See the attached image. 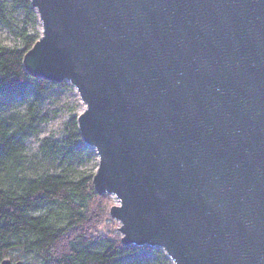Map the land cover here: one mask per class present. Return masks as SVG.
<instances>
[{"label":"water","instance_id":"water-1","mask_svg":"<svg viewBox=\"0 0 264 264\" xmlns=\"http://www.w3.org/2000/svg\"><path fill=\"white\" fill-rule=\"evenodd\" d=\"M26 74L71 86L123 246L264 264V0H30ZM1 264H23L5 259Z\"/></svg>","mask_w":264,"mask_h":264},{"label":"trees","instance_id":"trees-1","mask_svg":"<svg viewBox=\"0 0 264 264\" xmlns=\"http://www.w3.org/2000/svg\"><path fill=\"white\" fill-rule=\"evenodd\" d=\"M16 14L26 20L20 28L13 24ZM0 25L19 41L15 48L0 43V264H171L160 250L123 246L100 232L110 219L109 197L94 192V173L73 172V160L86 148L77 116L63 139H43L38 156L28 155L27 140L49 120L37 114L39 104L58 85L22 67L40 37L30 0H0ZM19 102L26 103L22 114L15 110Z\"/></svg>","mask_w":264,"mask_h":264},{"label":"rangeland","instance_id":"rangeland-1","mask_svg":"<svg viewBox=\"0 0 264 264\" xmlns=\"http://www.w3.org/2000/svg\"><path fill=\"white\" fill-rule=\"evenodd\" d=\"M13 24L17 28L24 26L26 20L22 14H16L13 19ZM40 31V27H36ZM0 43L7 48H15L19 46V41L5 27L0 25ZM26 108L25 102H19L15 105V110L19 113H24ZM84 106L80 102L75 90L66 83L58 84L56 88L49 89L39 104L37 114L40 116L49 117V120L38 126L35 135L29 137L26 142L27 153L30 157H36L39 154V146L43 139L58 141L65 136V126L74 117L84 111ZM55 167V166H54ZM54 167L50 170L53 171ZM97 167V156L94 151L88 147L73 160V172L80 175H88L95 173ZM109 197V196H108ZM114 198L109 197L110 207L116 205ZM119 224L109 219L105 222L101 229L102 234L110 235L120 239L118 233ZM13 252L12 255H15ZM25 264V263H24Z\"/></svg>","mask_w":264,"mask_h":264}]
</instances>
